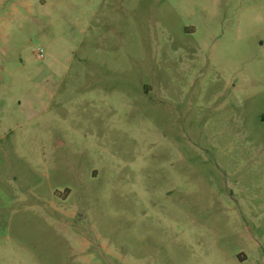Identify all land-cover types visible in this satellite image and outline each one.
Listing matches in <instances>:
<instances>
[{"label": "rangeland", "instance_id": "374dc122", "mask_svg": "<svg viewBox=\"0 0 264 264\" xmlns=\"http://www.w3.org/2000/svg\"><path fill=\"white\" fill-rule=\"evenodd\" d=\"M0 264H264V0H0Z\"/></svg>", "mask_w": 264, "mask_h": 264}]
</instances>
